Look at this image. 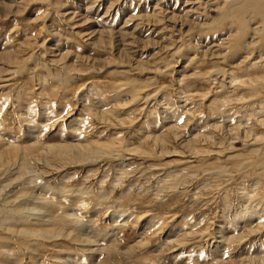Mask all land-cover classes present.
Returning a JSON list of instances; mask_svg holds the SVG:
<instances>
[{
  "label": "rangeland",
  "instance_id": "obj_1",
  "mask_svg": "<svg viewBox=\"0 0 264 264\" xmlns=\"http://www.w3.org/2000/svg\"><path fill=\"white\" fill-rule=\"evenodd\" d=\"M249 3L0 0V264H264Z\"/></svg>",
  "mask_w": 264,
  "mask_h": 264
},
{
  "label": "bare ground",
  "instance_id": "obj_2",
  "mask_svg": "<svg viewBox=\"0 0 264 264\" xmlns=\"http://www.w3.org/2000/svg\"><path fill=\"white\" fill-rule=\"evenodd\" d=\"M236 3H237V1H235ZM260 2H261V0H260ZM259 3V0H250V3H249V5L250 6H253V7H257L258 4ZM264 7V6H263ZM240 9V8H239ZM242 10L243 9H240V10H237V13L239 14V15H242ZM256 12H258V14L260 15V17H262L263 19H264V10L262 11V8L260 9V8H257L256 9Z\"/></svg>",
  "mask_w": 264,
  "mask_h": 264
}]
</instances>
